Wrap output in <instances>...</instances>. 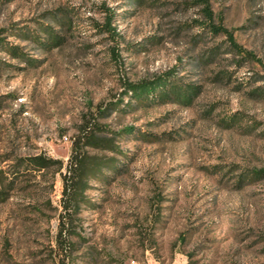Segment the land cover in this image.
<instances>
[{"label": "rangeland", "instance_id": "374dc122", "mask_svg": "<svg viewBox=\"0 0 264 264\" xmlns=\"http://www.w3.org/2000/svg\"><path fill=\"white\" fill-rule=\"evenodd\" d=\"M0 264H264V0H0Z\"/></svg>", "mask_w": 264, "mask_h": 264}, {"label": "trees", "instance_id": "16d2710c", "mask_svg": "<svg viewBox=\"0 0 264 264\" xmlns=\"http://www.w3.org/2000/svg\"><path fill=\"white\" fill-rule=\"evenodd\" d=\"M110 18H108L109 20H108V22H107V24H106V28H109V27H112V22H113V18H112V13H111V15L109 16ZM182 92H178V94H181Z\"/></svg>", "mask_w": 264, "mask_h": 264}]
</instances>
